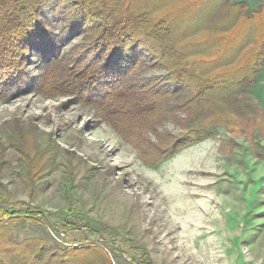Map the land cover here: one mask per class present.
<instances>
[{"label":"rangeland","instance_id":"374dc122","mask_svg":"<svg viewBox=\"0 0 264 264\" xmlns=\"http://www.w3.org/2000/svg\"><path fill=\"white\" fill-rule=\"evenodd\" d=\"M237 2L245 14L264 7L224 0L208 21ZM41 14L61 54L82 42V29L61 31L52 1ZM49 58L33 48L29 80L0 99V201L48 216L0 211V262L50 264L54 251L76 264H144L146 251L149 264H264V59L236 90L126 135L63 83L33 85ZM142 58L143 75L166 72ZM190 129L201 135L150 163L160 136Z\"/></svg>","mask_w":264,"mask_h":264},{"label":"trees","instance_id":"16d2710c","mask_svg":"<svg viewBox=\"0 0 264 264\" xmlns=\"http://www.w3.org/2000/svg\"><path fill=\"white\" fill-rule=\"evenodd\" d=\"M49 1L63 33L74 29L84 33L82 42L62 54L60 36L49 29L41 14L42 5ZM223 3L0 0V99L25 86L29 77L23 64L36 48L40 55L50 53V58L45 74L35 78L33 85L44 78L51 84L53 79L63 83L83 101L94 104L122 133L139 135L140 129L152 127L174 107L236 90L244 75L253 76L262 65L264 7L245 14L241 13L242 3L237 2L210 23L209 17ZM143 53L149 56L151 67L166 72L143 75ZM200 135L190 129L181 135L160 136L152 144L150 163H158ZM4 202L1 199L4 215L35 213L48 220L39 209L10 208ZM52 254L50 264H76L71 256ZM142 255V262L149 264L146 251ZM35 260L27 264H35Z\"/></svg>","mask_w":264,"mask_h":264}]
</instances>
